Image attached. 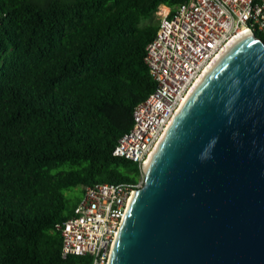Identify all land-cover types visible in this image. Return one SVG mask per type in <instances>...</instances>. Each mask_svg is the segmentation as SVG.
<instances>
[{"label": "trees", "instance_id": "1", "mask_svg": "<svg viewBox=\"0 0 264 264\" xmlns=\"http://www.w3.org/2000/svg\"><path fill=\"white\" fill-rule=\"evenodd\" d=\"M185 1L0 0V264L83 261L55 224L84 186L137 183L111 150L153 88L154 13Z\"/></svg>", "mask_w": 264, "mask_h": 264}, {"label": "water", "instance_id": "2", "mask_svg": "<svg viewBox=\"0 0 264 264\" xmlns=\"http://www.w3.org/2000/svg\"><path fill=\"white\" fill-rule=\"evenodd\" d=\"M187 95L107 264H264V42L238 36Z\"/></svg>", "mask_w": 264, "mask_h": 264}, {"label": "built area", "instance_id": "3", "mask_svg": "<svg viewBox=\"0 0 264 264\" xmlns=\"http://www.w3.org/2000/svg\"><path fill=\"white\" fill-rule=\"evenodd\" d=\"M158 24L144 46L152 90L131 110L129 128L111 154L140 168L203 71L241 31L264 38V0H186L172 10L159 5ZM140 184L99 182L83 187L71 214L55 224L62 256L74 264H107L131 194Z\"/></svg>", "mask_w": 264, "mask_h": 264}, {"label": "bare ground", "instance_id": "4", "mask_svg": "<svg viewBox=\"0 0 264 264\" xmlns=\"http://www.w3.org/2000/svg\"><path fill=\"white\" fill-rule=\"evenodd\" d=\"M244 33H246V32L241 31L237 36H235V37H234V38H233V39H232V40H231V41H230V42H229V43H228V44L222 49V51L219 53V55H218L216 58H218V57L220 56V54H222V52H223V51H224V50H225V49H226V48H227V47H228V46H229V45H230V44H231V43H232L237 37H238V36H240V35H242V34H244ZM216 58H215V59H216ZM215 59H213V61L209 64V66H211V64L214 62ZM209 66H208V67H209ZM208 67H207V68H208ZM207 68L203 71L202 75H203L204 72L207 70ZM202 75L199 76V78L197 79V81L195 82V84L198 82V80L201 78ZM195 84H194V85H195ZM192 88H193V87H192ZM191 90H192V89H191ZM187 96H188V95H187ZM184 100H185V99H184ZM167 126H168V125H167ZM167 126H166V127H167Z\"/></svg>", "mask_w": 264, "mask_h": 264}, {"label": "rangeland", "instance_id": "5", "mask_svg": "<svg viewBox=\"0 0 264 264\" xmlns=\"http://www.w3.org/2000/svg\"><path fill=\"white\" fill-rule=\"evenodd\" d=\"M153 19L156 20V21H158V15L156 13H154V18ZM141 181H142V174L140 175L137 183L138 184H141Z\"/></svg>", "mask_w": 264, "mask_h": 264}]
</instances>
